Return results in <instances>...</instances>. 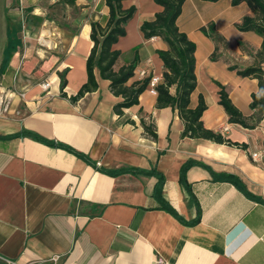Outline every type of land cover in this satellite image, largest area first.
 <instances>
[{"label":"crops","instance_id":"1","mask_svg":"<svg viewBox=\"0 0 264 264\" xmlns=\"http://www.w3.org/2000/svg\"><path fill=\"white\" fill-rule=\"evenodd\" d=\"M122 5L135 12L114 44L121 51L115 66L136 52L127 84L145 75L160 80L157 50L167 44L144 38L139 26L162 6ZM108 13L105 0H0V85L15 91L0 113V264H156L159 257L162 264H264V113L253 128L230 122L217 92L219 82L243 114L253 113L258 79L229 67L253 64L261 46L259 34L235 26L251 13L248 3L185 0L176 21L195 44L191 105L201 95L203 125L245 147L181 137L178 111L157 107L150 85L118 115L113 105L121 97L97 67V88L71 100L87 80L90 22L105 25ZM252 152L261 157L254 160ZM187 160L196 163L182 183ZM126 166L157 170L160 190L154 174L106 171ZM223 173L248 194L218 177Z\"/></svg>","mask_w":264,"mask_h":264},{"label":"trees","instance_id":"2","mask_svg":"<svg viewBox=\"0 0 264 264\" xmlns=\"http://www.w3.org/2000/svg\"><path fill=\"white\" fill-rule=\"evenodd\" d=\"M68 4H73L74 0H63ZM123 0H105L109 13L105 25L97 20H92L90 38L93 42L90 52L86 59L87 80L81 85L77 93L71 97L75 101L85 92L97 88L93 69L97 67L102 78L109 80V87L112 93L120 96L121 99L113 105V111L118 115L123 114V110L139 103V95L149 85L150 76L145 75L133 80L130 84L127 81L135 75L138 64V54L135 52L133 58L120 66H115L121 51L114 47L120 36L125 35V25L135 12V6L131 5L124 8ZM162 6V10L157 12L153 19L143 21L139 28L144 38L149 39L154 36L161 37L167 44L166 49H159L157 53L163 62L162 77L155 85L157 107L170 106L178 111V115L183 121L181 137L205 138L217 143L237 144L241 147L246 145L236 143L222 135L221 132L207 128L203 125L201 115L206 108V103L200 95L195 106L190 103L191 93L196 88L197 80L195 76V44L191 41L184 31L177 26V18L181 12L185 0H154ZM215 1V0H208ZM247 2L251 13L244 15L235 26L239 30H249L262 37L260 48L254 53V62L245 67L231 64V69H236L243 76H253L258 79V90L252 93L250 107L254 110L249 115L243 114L231 101L225 86L217 82L218 103L222 106L228 120L238 123L243 127L253 128L261 120L264 113V95H258L264 89V72L262 63L264 62V0H231L233 4ZM204 28V27H202ZM210 34L218 40L214 32L212 23L208 24ZM215 57V55H212ZM61 88L65 85V79L61 76ZM173 89V90H171ZM141 124L149 135L157 138V133L150 125H146L141 119ZM34 139L42 140L36 134L27 132ZM65 147L64 145H61ZM67 148V147H66ZM78 155H81L78 153ZM194 160H187L180 168V181L185 182L186 169L195 164ZM202 164V163H200ZM111 174L132 172L135 174H154L157 176L155 189H159L163 182L162 175L152 169H140L132 166L108 169ZM218 177L230 180L237 186L248 192L240 181L232 174L223 173ZM160 192V191H159Z\"/></svg>","mask_w":264,"mask_h":264},{"label":"built area","instance_id":"3","mask_svg":"<svg viewBox=\"0 0 264 264\" xmlns=\"http://www.w3.org/2000/svg\"><path fill=\"white\" fill-rule=\"evenodd\" d=\"M144 71H141L140 73L143 74ZM159 82V77L157 75H153L150 78L149 81V85L151 88L152 92H155V85ZM49 85V81L44 80L40 86L42 89H46ZM15 91L9 87H4L0 85V113L6 112L8 111L9 107H10V103H11V98L14 95ZM19 95L24 96V92L20 91L18 92ZM251 157L254 160H258L261 157V154L258 152H252ZM53 260L55 259V257L52 258ZM163 260L162 258H157L156 259V264H162Z\"/></svg>","mask_w":264,"mask_h":264},{"label":"clouds","instance_id":"4","mask_svg":"<svg viewBox=\"0 0 264 264\" xmlns=\"http://www.w3.org/2000/svg\"><path fill=\"white\" fill-rule=\"evenodd\" d=\"M258 95H264V89H262Z\"/></svg>","mask_w":264,"mask_h":264}]
</instances>
